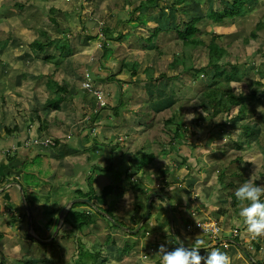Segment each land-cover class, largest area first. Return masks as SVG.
Listing matches in <instances>:
<instances>
[{"label": "rangeland", "instance_id": "374dc122", "mask_svg": "<svg viewBox=\"0 0 264 264\" xmlns=\"http://www.w3.org/2000/svg\"><path fill=\"white\" fill-rule=\"evenodd\" d=\"M33 1L0 0V66L2 78L5 82L6 89L11 94H15L18 89L19 75V96H22L24 93H30L31 83L29 81H21V75L30 70L29 74L32 75L33 81L38 83L41 74L52 70V63L47 64L42 59L37 58L38 50L41 51L42 55L46 53L44 59H47V53L51 50L50 43H53L54 40L57 39L59 41V47L65 42L70 43L71 47L67 48V44H65L62 51L64 54L67 51L72 54L67 58H57L56 62L58 64L55 67V73L57 75L55 78L70 90L71 95H67L66 101L62 102L58 109L48 112L46 116L49 130L51 126L52 130L57 131L56 135L62 133L63 136L66 135L68 128L73 126L75 130L68 137L63 138L61 145L56 146L57 156L51 159H42L40 156L33 157L32 152H29L26 159H23L19 152L20 155L15 160L16 166L12 167L14 171L11 174L13 175L15 173L19 175V171L23 173V176L19 177V187L21 186L23 189V195L19 191V198L21 200H25L31 195L26 191V188L32 187L35 193H37L35 195L37 201H35L38 203V207H40V202L43 199L48 210L57 202L56 217L52 222H55L56 226H64L66 212L70 207L69 204L71 203V205L76 207L77 204L75 203H77L78 198L66 195L64 187L61 192L62 196H59L58 194L60 192H58V188L60 187V183L65 184L69 180L74 182L72 177L77 178L80 174H83V169L89 170L94 179L98 176L108 178L112 185L115 177L122 172L121 170L127 166L130 159L140 154H154L156 159L152 167L155 179L160 180L164 176L176 177V171L174 169H165V165L167 163H175L174 158L176 159L177 156L175 155L176 157H173L172 153L163 144L160 138V131L154 129V125L157 123L154 122L157 112L165 105L168 106L176 100L171 102L170 95L159 98L162 91L167 90L170 85L167 83H154L157 78L154 73L158 70L156 66H152L147 71V75L138 70L141 77L139 78V82L133 86L132 92H127V97H131V100H127V97L123 98L128 108L121 112L120 117L109 120L106 117V112L102 116L106 118L100 119L97 117L95 119L94 125H97L98 128L91 129L90 127H84L86 122H80L78 115L84 113V107L87 105V101L90 100L88 94L95 96L96 89L94 87L85 88L83 86L88 94L84 90L82 91L78 87V82L73 78V75L74 73L79 75L83 73V70H88L89 67L92 70H88V72L95 71V73L101 75L102 71L98 69L97 63L87 65L85 61H104L100 49L104 42L103 39L97 41L95 44L90 43L92 47H89L85 45V43H88L87 36L99 33L105 27V24H109L107 21L108 18L110 19L109 22L114 21L117 24L120 18L118 16L119 13L122 14L121 18H124V22L127 19L124 14L127 13L130 15L131 20L134 21L137 16L134 13L137 12L135 7L138 4L147 3L149 0H105L100 4H98L97 0L84 15L78 14L74 10V8H77L74 4L82 0H35L37 5H31L30 3ZM178 1L181 2L182 0ZM211 2L212 0H197L194 7L188 9L187 19L189 24L193 26L192 31L205 44H213L218 36H221V44H226L231 41V34L238 32V35L233 38L232 44L224 52V56L229 58L233 68L226 64V60H223L222 65V68L230 77L235 73L232 79V85L234 86L235 93L238 95L239 89L247 91L256 79L261 78V76L254 74L256 70L250 64L259 59V56H257L258 52L264 53V0H259L248 14L235 17L230 21H208L205 14L210 9H216L214 5H210ZM12 4H14V8ZM50 5L54 8L57 6L68 7L69 11L66 15V21L73 22L74 30L80 29V33L85 37L79 41L71 38L66 39L47 19ZM95 9H97V12L92 16ZM129 10L130 12H128ZM104 11H108V14H105ZM164 20L165 17L162 16L160 21L162 22ZM259 21H262L263 27L258 30L255 38H250L248 42H245L243 36L250 35ZM60 22L63 23V21ZM19 26L27 28V31H23V39L19 37ZM126 26L129 30V22ZM154 27L153 23H149V29H153ZM164 28V25L160 27L159 36H157L156 40L150 41L149 38H146V41L151 47L154 44H159L160 46L168 44V41L165 40L164 33L166 32H164ZM208 29L212 32H208ZM129 33L130 37L128 39L118 41V47L122 46L125 51L124 55H115V62H118L119 65L123 62V58L134 50L132 45L134 37H132V32ZM32 37L35 38L37 44L26 45L20 51L19 42H26V40H30ZM5 40L11 43L18 54L21 53L19 65L7 53ZM33 47L35 48L32 50ZM194 58L195 61L208 62L207 48L205 46L196 47L194 50ZM115 62H110L112 70L115 69ZM164 63L166 64L167 62ZM85 65L87 66L86 68H84ZM163 68L164 65H161L160 69ZM124 74L126 75L127 72ZM42 78H45V76ZM69 78H71V81ZM144 81H148V83L141 84ZM262 81L264 83V76ZM181 82L185 83L183 86L185 88L182 93L183 96L192 98L194 95L200 94L209 83V80L204 76L193 79L191 75H184ZM112 85L116 86V83L113 82ZM152 92L153 96H151ZM52 96L54 97L55 95ZM192 100L190 99L188 102H184L187 108L189 107L188 115L195 114V119L187 121V124L190 125L191 132L189 135L191 136L188 137L186 145H192L198 139L202 140L204 144L200 149L194 147L191 150V154L194 156V159L190 162L193 170L183 169L178 174L180 182L166 186V195L162 194L167 199L170 197L169 199H171L174 207L179 202L183 203L184 210L181 209L183 212H180L176 207L179 213L172 217V221H174L173 227L175 230H180V234L186 237V239L194 237L201 238L204 242V249L200 251L201 256L206 257L210 251L214 250L213 247L217 245L220 251L226 252L230 259H232V264H252V261L245 257L248 256L245 249L241 246L238 247V243L236 242H230V239L226 237L232 235V231L233 234H236L238 228L245 227L244 240L249 243L246 246L252 249V245L250 244L252 238L248 234L247 228L239 215V209L235 212L230 201L231 193H235V190L245 180L251 179L256 185H264V112H259L256 117L252 118L245 113L246 109L244 107H247V103L242 100L239 107H231L229 112L226 113L228 116L220 115L211 120H204L200 112L195 110L198 105ZM249 102L264 103V86L263 88H257V91L251 96ZM228 105L225 104L226 107ZM219 106H222V104ZM129 107L133 110H138V114L135 115L132 113ZM191 110L193 112H190ZM217 125H220V128ZM32 128L33 131H36L35 126ZM90 131L95 132L97 138L90 134ZM219 131L225 134V140L224 137H220ZM125 133L130 135L125 143V146L130 148L126 151L123 147H120L110 153V150L120 146V143L117 138H114L113 140L116 144L111 145L112 142L103 138L120 136L124 139L123 135ZM55 139L58 138L55 137ZM50 140L52 142L53 138H50ZM2 141H4L3 135H0V144ZM79 141L81 148H79ZM240 143L241 145H239ZM3 152L4 150H0V169L4 166L2 164ZM238 158H241L243 161L241 163L234 162ZM39 161H42L43 164H38ZM247 164H249L248 170L245 168ZM201 166H204L205 170L194 174L193 172L197 171ZM159 167L165 170L164 175L163 173H159ZM4 168L3 170H5ZM39 171L40 175L37 174ZM57 172L61 179H58L56 176ZM90 172L87 173V176H83V182H88L87 177H91ZM32 176L40 179L41 183L35 185L28 184L26 182L28 178L30 182L36 181L35 178H31ZM123 176L124 173L121 175V179ZM45 195L48 196L44 198ZM80 199L92 203L94 206H90L92 211L106 219L104 221L102 218L99 224L103 228V232L107 233L103 237L102 235H98V232H95L87 235L89 238H85L81 237L82 235L74 227L65 225L63 228L66 229L63 230L71 231L66 232L70 247L69 249L60 250L59 259H55L53 264H77V259L74 256L76 249L71 243L77 246L83 245L86 249L85 254H93L94 250H91L92 247L89 248L90 243L94 242L91 244L92 246L98 242H105L106 244L102 246L100 257L95 254L93 255L97 259L96 264H162L161 257L156 255L159 246L163 244L170 250L177 246L176 237H170L166 231L160 232L153 228H145V224L151 215H156L155 212L163 207L168 209L164 201L158 200L154 203V208H152L151 200L147 199L143 203L141 213L134 211L136 214L134 221L136 220L138 223L135 229L140 227V233L144 231L150 235L149 237L139 239V233L137 238L130 240L106 216L108 215L118 222L120 219L118 216L121 217L122 212L125 214L135 208L137 204H142L139 191L130 189V187L124 189L120 186L118 188L114 185L112 190L105 195L107 204H99L101 208L91 201L88 196ZM154 201L156 200L154 199ZM262 202H264V196H262ZM197 204H204L207 210H203L201 206H196ZM194 207L199 211L194 212ZM2 210L3 205L0 203V235H5L4 237H0V249L2 248V243L15 232V223H11L9 217H2ZM48 210H44L41 215L42 219L46 220L47 223L52 220V211ZM78 210L86 211V209H75L74 211ZM160 215V219L163 220L165 211L161 209ZM26 216V222L23 221V223L19 218V224L21 225L19 227V243L21 240H28L32 243L31 240L25 237V234L35 241L38 240L35 234L26 226L31 214L26 213ZM141 216L143 217L139 220ZM145 216H147V219H145ZM190 217H193L191 220L196 219V222L184 226L183 221ZM168 219L170 218L168 217ZM123 221L128 224V228H131L127 219ZM170 224L171 222H169ZM108 232L113 237L112 242H108L106 239L109 238ZM58 235L59 233H56V236L41 240V242L51 243L54 239L56 241ZM239 235H242L241 231H239ZM257 240L263 246L262 251L264 253V237L257 238ZM114 242L118 244V253ZM182 243H188V241H183ZM124 246L131 247V251L127 254H122L120 250L122 251ZM185 246L190 247L189 245ZM236 247L237 249H235ZM25 248V245L19 246V256ZM147 248L150 249L149 253H146ZM29 254H31V251H29ZM104 259L106 261H103ZM258 259H262V254L255 256V260L257 261ZM0 260L7 264H29L27 261L30 264H40L38 259Z\"/></svg>", "mask_w": 264, "mask_h": 264}, {"label": "trees", "instance_id": "16d2710c", "mask_svg": "<svg viewBox=\"0 0 264 264\" xmlns=\"http://www.w3.org/2000/svg\"><path fill=\"white\" fill-rule=\"evenodd\" d=\"M97 0H82L81 2L78 1L74 4L75 7L74 10L76 13L84 15L88 12L89 8L93 6L96 3ZM105 0H98V4L102 3ZM108 1V0H106ZM259 0H212L210 5H214L216 7L215 10L208 11L207 14L208 17L206 19L208 21H224L225 17H238L248 14L252 11L253 7L258 3ZM195 3H197V0H182L181 2L178 0H149L147 3H141L138 4L135 9L137 12H134L137 16L134 21L131 20L130 15L127 13L126 16V22H124V18H119V22L117 24L113 22H109L110 19L108 18L107 21L109 24H105V27L101 29L99 32L100 39H103L104 43L101 45V52H102V59L99 60L101 64L107 63L111 57L113 51L118 47V41L120 40H126L130 37V33L132 32V37L138 36L146 41V38H149L150 41H154L157 39V36H159V30L160 27L164 25V35L165 40L168 41L167 45L160 46L159 44H154L152 50H149L145 56L144 61L149 63L151 53H159V57L162 60V64L164 65L163 69H160V66L156 67L158 70L154 75L157 77L154 81L155 84H163L167 83L170 86H168L167 90L162 91V93L159 95V98L166 97L170 95L171 103L170 105H165L159 112L156 114V119H154V122H157L154 125L155 130L160 131V138L163 142V144L167 147V149L172 153L175 163H167L165 165V169H174L176 171V177H166L164 176L160 180H156L153 176V167L152 164L154 160L156 159L154 154L150 155H137L133 159H130L128 161V164L125 168H123L114 179L113 186H118V183H120L122 180H125L129 183V187L131 189H135L136 191L140 192V195L144 196V199L142 200V204H137L135 208L132 210H129L126 212L124 217L118 216L120 219L117 222L120 226H124L129 230H134L136 225L138 224L136 220V214L134 211L141 213L143 210V203L145 200L149 199L152 193H158V194H165L166 195V186L168 185H174L180 182V179L178 177V174L183 169L193 170V167H191V160L194 159V156L191 154L192 148H202L204 142L200 139L196 140L192 145H186V142L188 140V137L191 135L190 132V125L187 124V106L184 104L185 101H189L190 99H193L192 101L197 100L198 107L195 109L196 111L200 112V115L203 116L204 120H211L212 118H215L220 115H224L229 112L231 107L238 106L241 103L242 100L246 101L247 107H244L246 109V114L252 116V102L250 101V98L252 95L255 94L257 91V88H263L264 83L262 81L264 76V53L258 52L259 59L256 61H253L252 64H250L256 71L254 74L261 76L260 79H256L252 86H250L247 91L240 90L239 94L237 95L234 90V86L232 85V79L234 78L235 73L232 74L230 77L228 73L224 71L222 68V63L224 58V52L228 46L232 44V40L234 38V35L231 34V41H229L226 44H221V36H218L213 44H205L203 41L199 40L198 37L195 35V33L192 31L193 26L189 24L187 19V13L188 9L193 8ZM149 4V5H148ZM19 6V5H18ZM69 11L68 7H61L57 6L54 8L52 5L49 7V15L47 19L50 21V23L53 25L54 28H56L59 32L62 34L74 33V24L73 22L66 21L67 12ZM97 12V9H95L92 13V16H94ZM105 14H108V11H104ZM130 12V10L128 11ZM162 16L165 17L164 21H160ZM105 18V17H103ZM60 21H63L60 22ZM80 21V19H79ZM78 21V23H79ZM129 22V30L126 24ZM149 23H153L155 26L153 29H149ZM104 25V24H103ZM263 27L262 21H259L255 27V29L250 33V35L245 36V42H248L250 38H255L257 36L258 30H260ZM208 31V30H207ZM209 32V31H208ZM99 39V40H100ZM57 42L55 41V48L58 50ZM30 44L36 45L37 41L35 38L32 40ZM27 44V45H30ZM65 46V45H64ZM63 46V47H64ZM198 46H205L208 51V62H201L200 60H196L194 58V50ZM67 48H70L71 45L67 44ZM35 47L32 48V50ZM31 50V51H32ZM70 54L69 51H67L64 56H68ZM125 51L122 46H119L118 49L115 50L114 55H124ZM97 55V53H96ZM129 56L126 55L124 57L128 58ZM226 63L233 67L228 62V58L226 57ZM144 68L142 69V72L148 71V66L146 63ZM164 62H167L166 64ZM137 57L134 55L130 57V60L128 64H124V61L119 65L122 67H128L130 74L123 76L121 79L116 81L115 77L113 79L116 81L117 88L112 89L111 91H105L104 95L100 97L99 92L96 90L95 96L92 95L93 100H90L89 103L84 107V113L78 115L79 121L82 123H85L86 127H90L91 129L94 128V122L97 117L100 119H104L106 117L109 118V120L116 119L120 117V114L123 110L128 108V105L124 103L123 98L127 97V92L133 90V86L136 85L137 82H139V78L141 77L140 74H138L137 69L135 68V64H137ZM143 63H139L140 66H143ZM102 70H105L109 73L108 69H103L102 66H99ZM146 74V73H145ZM147 75V74H146ZM184 75H191L193 79H198L200 76H204L206 79L209 80V83L205 86V88L200 92L199 95H194L192 98H187L183 96V92L185 88L183 87L185 83H182L181 80ZM73 78L76 79V81L81 84V88L84 90V85L88 84L89 87H96L98 89H101V87L105 86L107 89L110 90L109 86L107 85L108 79L107 77H104L100 74H92V76L88 75L86 77L79 76L78 74L74 73ZM152 79L151 77H148ZM107 79V80H106ZM137 79V80H136ZM104 83L101 84L100 81ZM150 82V81H149ZM174 82V83H173ZM148 81L141 82V84H146ZM48 86L47 94L46 95H38V98L43 103V106L46 109L49 110H56L60 107L61 103L66 101L67 95H71V92L69 89H67L65 86H59L58 81L55 78V75L51 76L50 80L45 84ZM56 89L58 94H61L62 96L57 97L54 99L52 97L53 91ZM86 92V90H84ZM87 93V92H86ZM88 94V93H87ZM133 95V94H132ZM131 95V96H132ZM151 96H153V92L151 93ZM101 98L103 100V104H101ZM127 100H131V97H127ZM222 104V106H219ZM225 104H229L228 107L225 106ZM130 108V107H129ZM92 111V112H91ZM130 111L134 113L135 115L138 114V110H133L130 108ZM107 112L106 117H102ZM193 112V111H192ZM196 124H198L196 122ZM47 126L46 121H43L41 124V129H45ZM218 128H220V125H217ZM75 130V127L69 128V134H72ZM220 132V137H224V133L222 131ZM91 134V131H90ZM112 138V142H115ZM118 139V138H117ZM119 140V139H118ZM241 145V143L239 144ZM8 153L3 152V155H7ZM19 152L17 153V158L19 157ZM176 155V156H175ZM196 158V157H195ZM26 159V158H25ZM243 160L241 158H238L236 163H241ZM246 170L249 168V164L245 166ZM204 166L199 167L197 171H194V174H198L199 172L204 171ZM159 173L165 174V170L162 168H158ZM124 173L123 178L121 179V175ZM23 176L22 171H19V175H14L13 178L19 180V177ZM16 182V181H15ZM1 184H4L3 181H0ZM64 187L65 194H70L72 191L69 189V187L65 184L60 183L59 190L62 191ZM1 188V185H0ZM33 194V195H32ZM36 193H31L29 195V200L31 201H37ZM88 197L92 200V196H95L93 192L91 191V186L89 184V193L87 194ZM168 201L170 203L171 207V213L174 215H178L177 209H179L180 212H183L184 206L182 202H179L176 207L171 202V199ZM142 199V196H141ZM154 199L156 201H154ZM158 200L166 201L164 198L160 197H154L151 200L152 208H154V203H156ZM179 200V198H178ZM262 200V197H261ZM35 201V202H36ZM44 199L40 202V207L36 206L38 208L37 213L40 214V217L44 210H48L46 205L44 204ZM10 203V198L6 195V202ZM77 204V203H76ZM167 204V203H166ZM231 206L234 208L235 212L238 211V205L236 202L235 193H231ZM76 206V205H75ZM77 206H86L88 207V211L78 210L73 211L70 210L67 212L65 216V225L72 226L76 230L79 231L80 234L83 236L93 234L95 232H98V235H102L104 237V234L107 232H103V228H101L100 224L101 217L96 212H93L91 207H89L86 204H77ZM196 206H201L203 210H207L205 208L204 204H197ZM28 208L30 211H32L31 205L28 204ZM156 209V208H155ZM165 211L164 219H160V211ZM156 211V215H151L146 224L145 228H153L156 231L164 232L166 231L170 237H179L180 242H186L184 245H189L190 247L193 246V242L195 239H200L199 237L189 238L186 239V237L182 236L180 234V230H175L173 227L174 221L172 223V226L169 225L170 219L169 217V211L166 209V207H163ZM182 209V210H181ZM49 211V210H48ZM194 212L199 211L196 207L193 208ZM189 213V212H186ZM127 217H130V225L131 228H128V224L124 223V219ZM143 216L139 217V220ZM38 217L36 215H33L32 223L34 224L36 219ZM193 217H190L189 219H186L183 221V225L187 226L188 224H192L196 222V219L191 220ZM25 219V218H24ZM23 221L26 222V219ZM105 221L106 219L103 218ZM49 221L46 223V227L52 226L53 230L49 232V237L54 235V228L56 223ZM177 221V220H175ZM202 222V221H200ZM103 224V223H102ZM152 224V226H150ZM62 226V228L64 227ZM158 226V227H157ZM35 227V225H34ZM159 229L157 230L156 229ZM114 228H116L114 226ZM36 229V228H35ZM66 229V228H63ZM60 229L57 231L59 233L57 240L55 239L51 243H41L42 239H38L35 241L34 239H31L28 235L25 234V237L32 241L31 249L34 251H39L40 253H43V258L38 259L42 262V264L49 263L53 264L55 262V259H58L60 255V250L69 249L70 243L68 244V235L66 232H71L68 230ZM234 229V227H233ZM245 227H240L236 230V234L229 235L228 239L231 242L238 243V247L241 246L245 249L246 253H248V256H245L247 259L251 260L254 264H264V253H263V246L260 244V242L257 239H252L250 241V244L252 245V249H249V246H246L247 243L244 240V233H245ZM121 230V229H120ZM92 231V232H91ZM122 233L128 237V239L132 240L137 238L139 235V239L149 237V233L140 231L136 234H130L127 233L125 230H121ZM239 231L242 232V235H239ZM111 232V230H110ZM110 232H108L109 238H106L108 242L113 240V237L110 235ZM140 233V234H139ZM139 234V235H138ZM5 235H0V237H4ZM56 236V234H55ZM229 242V243H230ZM94 242H91L89 245V248L92 247L91 250L93 251V254L86 253L85 246L80 245L77 246L73 243V247H75L76 252L74 253L76 263L77 264H96V258L93 256L94 254L100 257V254L102 252V246L105 245V242H98L97 244H94L91 246V244ZM175 243V242H173ZM98 244H100L98 246ZM117 253L119 252L118 244L117 242H114ZM96 246V247H95ZM95 247V248H94ZM201 249H204V245L202 244ZM249 247V248H248ZM213 249H218L217 245L213 247ZM237 249V247L235 248ZM73 250V249H72ZM131 251V247L124 246L122 254H127ZM201 251V250H200ZM150 252V249H146V253ZM257 254H262V259L260 261L255 260V256ZM231 264H232V259ZM103 261H106L104 259ZM29 264L30 262L27 261ZM4 263V261H2ZM16 264V263H11ZM20 264V263H19ZM41 264V263H40ZM160 264V263H159Z\"/></svg>", "mask_w": 264, "mask_h": 264}, {"label": "crops", "instance_id": "0c3cea01", "mask_svg": "<svg viewBox=\"0 0 264 264\" xmlns=\"http://www.w3.org/2000/svg\"><path fill=\"white\" fill-rule=\"evenodd\" d=\"M14 4H12L13 8H14ZM30 4L31 5H37L35 3V0ZM121 15H122L121 13L118 14V16L120 18H121ZM205 17H208V15H205ZM234 18L235 17H225L224 19H225V21H230V20H233ZM210 21H212V20H210ZM23 31H27V28L19 26V37L22 39H23ZM208 31L212 32L209 29H208ZM80 32H81L80 29H76V30H74L73 34L66 32L65 34H63V36L66 39L71 38L73 40L79 41L85 37ZM99 34L100 33H95L93 35L87 36L88 43H85V45L92 47L90 43L95 44V43H97V41H100L101 39L99 37ZM233 35H234V37L237 36L238 32L233 34ZM33 39L34 38L32 37L30 40H26V42H19V50L21 51L22 49H24V47L27 44H30ZM243 39L245 41V36H243ZM55 41H58V40L56 39V40H54L53 43H50L51 50H50V52L47 53V59H44V57H46V53L42 55L40 50H38V56H37L38 59H42L47 64L52 63V70L48 71L46 73H43V74L40 73L41 76H40L38 83L33 81L32 75L29 74L30 70L21 75V81H29L31 83L30 84V90H31L30 93H24L22 96H19V75H18V89L15 92V94H11L5 87V82L2 78V71H1V66H0V135H3V139H4V141H2V143L0 144V150H5L8 153L7 155H3L2 164L4 166H2V168L0 169V181L4 182V184L0 183V185H1L0 191L5 192L4 195H6V193L9 194V197H10V203H3V210L1 212V214H2V217H9L10 218L9 220L11 221V223H15V232L12 235H10L6 239V241H4L2 243V248L0 249V259H42L43 258V253H40L39 251H34L31 249L32 243L30 241L21 240V242L19 243V227L21 226L19 224V218L21 220H22V217H23V219L27 218L26 213L31 214V218H30L31 225H30L29 229L35 234L37 239L40 240L43 238L45 240L47 238H50L49 232H51L53 230L52 226H48V227L45 226L47 222H46V220L42 219V217H40L39 213H37L38 208L36 206L35 201L29 200V196L27 199L24 198L25 200H21L19 198V191L21 192V195H23L22 194L23 189L21 188V186L19 187V180L13 178V176L16 174L14 173L12 175L11 173L14 171L12 167L16 166L15 160L17 159V153L18 152H20L23 159H25L28 156L29 152L33 153V157L40 156V158H42V159H51V158L57 156L56 155L57 154L56 153V146L61 145L63 138H66L70 135L69 134V128L67 131L68 135L66 134L64 136H63V133L60 135H56L57 131L52 130L51 126H50V130H49L48 119H47L46 115L51 110L46 109L43 106V103L38 98V95H46L47 94V90L49 88L45 84L50 80L51 76L57 75L55 73V67L58 64L56 62L57 58L58 57L67 58V57H70L72 54V53H70L68 56H64V53L62 51L63 46L65 44H70V43L65 42L62 44L61 47H59L58 46L59 41H58L57 42L58 50H56ZM5 45H6L7 53H9L17 61L18 65H19V58H21V53L18 54L17 50L11 45L10 42H8V41L6 42V40H5ZM132 45H133L134 50L129 53L128 58H125V59L123 58L122 61H124V64H128L130 57L135 55L137 57V61H138V63L135 64V68L137 69V71L140 70L141 73H147V72H142V69L145 66V64L143 63L144 56L149 50H152L155 45L153 47H151L142 38H140L138 36H135L133 38ZM81 50H82V48H81ZM115 50L112 53L111 59L107 63L101 64L99 62V60L89 61V62H87V60L85 61L87 65H93L94 63H97L98 69H100L102 71L101 75L104 77H107V79H108L107 85L109 86L110 90L107 89L105 86L101 87V89L94 87L101 94V97L104 95L105 91H111L112 89L117 88V86H113L112 83L113 82L116 83V81H118L123 76H125L124 73L127 72L126 75L130 74L128 67L119 66L118 62H115V55H114ZM162 58L163 57H161V59H160L159 53L153 52V53H151L150 62L149 63H147L145 61L144 62L148 66L147 67L148 70H150L152 66H156V67L160 66L162 64V62H161ZM90 59L92 60V58H90ZM225 59H226V57L224 58V60ZM111 61L115 62V69L114 70H112V68L110 67ZM228 62L230 63L229 58H228ZM139 63H143V66H140ZM99 66H102L103 69H108L109 73L107 71L105 72V70H102ZM228 66H230V65H228ZM86 67L87 66L85 65L84 68H86ZM230 67L233 68L232 66H230ZM88 70L91 71L92 68L89 67ZM88 70H83V73H81L79 75L86 77L88 75L92 76V74H97V73H95V71L88 72ZM138 74H139V72H138ZM43 76H45V78H42ZM113 77H115V79H117V80L115 81L113 79ZM36 78H37V76H36ZM100 83L104 85L103 82L100 81ZM58 85L64 86L62 83H59V81H58ZM77 85H79L78 87L83 91V89L81 88V84L78 83ZM52 95H55L54 97L52 96L54 99H56L59 96H62L61 94L57 93L56 89H54ZM88 96L90 97V100H93L92 95L88 94ZM90 100H88L87 103H89ZM194 102L198 103L197 100H195ZM259 107H264V103H252V111H253L252 116H251L252 118L256 117L258 115L259 111L257 109ZM186 111L188 114L189 113V107L187 108ZM190 112H192V110ZM32 113H33V115H32ZM223 116H228V114H224ZM43 121H46L47 126L45 129L42 130L41 124ZM33 126L36 127V131H33V128H32ZM84 127H86V125ZM94 128L95 129L98 128L97 125H94ZM91 134L94 135L95 138H97L95 135V132L91 131ZM129 136L130 135L128 133H125L123 135L124 139H122L120 136L104 137L103 139H108L110 142H112V138H118L119 139L118 142L120 143V146H117L116 148L111 149L110 150V153H111L113 150L119 149L120 147H123L127 151L128 148H130V147L125 146V143H126L127 138ZM55 137L58 139H55ZM50 138H53V140H52L53 143H51L50 146H46V144H43L45 140L50 139ZM113 144H116V142H112L111 145H113ZM111 145H107V146H111ZM79 148H81L80 141H79ZM47 150H49V151L47 152ZM38 164H43V162L39 161ZM65 164H67V163H65ZM3 167H5L4 168L5 170H3ZM88 172H90V171L83 169V174H80L77 178L72 177L74 182L72 180H69L68 182L65 183L69 187V189L72 191V193L66 194V195H70L72 197L78 198L77 204H86L85 200L80 199V198L88 196L86 194L89 193V184H90L91 191L95 195V196H92L93 199L95 198L94 200H96V198H97V200L99 201L100 204L106 205L107 202L105 199V195L112 190L114 183H112V185H111V182L109 181V179L104 177V176H98L94 179L91 172H90L91 177H87L88 182H86V181L83 182V176L84 175L87 176ZM37 174L40 175V171ZM56 176L58 177V179H61L58 172L56 173ZM31 178H35L36 181L30 182L29 178H28L26 181L28 184L35 185V184L41 183L40 179L33 177V176ZM14 181H16V183H14ZM81 183H82V185H81ZM61 184H63V183H61ZM26 191L29 194L35 193V191L32 187L26 188ZM58 192H60V194H58V195L62 196V194H61L62 191L59 190V188H58ZM55 194H57V192H55ZM47 196L48 195H45L44 198ZM99 196H101L102 198ZM56 203L57 202H55L54 205ZM28 204L31 205L32 211L29 210ZM54 205L49 210V211H52V219H54L56 217V207ZM69 206L70 207L68 208L67 212L72 210L71 203L69 204ZM78 207H80V206H78ZM67 212H66V214H67ZM123 213L124 212H122V215H121L122 217H124ZM33 215H36L38 217L34 224L32 223ZM126 219L128 221H130L131 218L127 217ZM28 222H29V219H28ZM64 224H65V221H64ZM34 225H35V227H34ZM26 226H28V224ZM60 229H63L61 225L60 226L55 225L54 235L51 237H54L55 234L57 233V231H59ZM81 237L89 238V236H87V234H86V236L82 235ZM41 243H43V242H41ZM22 245H25L26 248L21 252V254L19 256L18 249H19V246H22ZM29 251H31V254H29ZM58 259H59V257H58ZM260 260L261 259H258L257 261H260ZM40 263L42 264L41 261H40ZM0 264H7V263H2V260H0ZM47 264H49V263H47Z\"/></svg>", "mask_w": 264, "mask_h": 264}, {"label": "clouds", "instance_id": "9594fccd", "mask_svg": "<svg viewBox=\"0 0 264 264\" xmlns=\"http://www.w3.org/2000/svg\"><path fill=\"white\" fill-rule=\"evenodd\" d=\"M145 42L149 44L147 41ZM69 80L71 81V78H69ZM84 87L87 88L89 87V85L85 84ZM257 110L259 112H264V107H259ZM186 117L188 121H191L195 119V114H189V115H186ZM225 138L226 136L224 137V140ZM46 141L53 143L51 142L50 139H47L44 141L43 144H46ZM50 145L51 144L46 145V146H50ZM4 152L6 151L4 150ZM14 183L16 182L14 181ZM118 186H121L122 188L126 189L129 187V183L126 182L125 180H122L120 183H118ZM4 194L5 192L0 191L1 205H3V203L6 202V195L9 197V194L7 193L6 195ZM155 194H158V193H155ZM141 196L143 200L144 196L142 195V193H141ZM262 196H264V185H256L252 182L251 179L245 180L235 190V197H236V202L239 208V215L242 218L243 223L245 224L247 228V232L252 239L264 237V202H262L261 200ZM91 201H93L94 203L97 204L98 207H100L99 206L100 203L97 200V198H96V201L93 198ZM57 205L58 204L56 203L54 206L57 207ZM75 209H86V211L89 210L88 207L86 206L74 207L72 205V210L74 211ZM110 218L114 222H116L112 217ZM201 229L203 230L202 227ZM203 243L204 242L202 240L195 239L193 242V246L186 247L182 242H180V238L177 237L176 247L170 250L168 247L161 244L159 246V249L156 255H159L161 257L162 264H231L230 257L227 255V253L222 252L219 249L210 251L206 257L201 256L200 246Z\"/></svg>", "mask_w": 264, "mask_h": 264}, {"label": "water", "instance_id": "95a60500", "mask_svg": "<svg viewBox=\"0 0 264 264\" xmlns=\"http://www.w3.org/2000/svg\"><path fill=\"white\" fill-rule=\"evenodd\" d=\"M154 197H160V198H164V200L166 201V203H167V208H168V211L170 212L169 213V218H170V222H171V226H172V223H173V221H172V217H173V214L171 213V207H170V203H169V201H168V199L167 198H165V197H163V195H161V194H152L151 196H150V200L151 199H153ZM85 203L86 204H88L89 206H91V207H94L93 205H92V203H90V202H88L87 200H85ZM106 217H108L119 229H123V230H126V232L127 233H130V234H136V233H138V231H139V228L140 227H138V228H136L135 230H129V229H127V228H124V227H121L118 223H116V222H114L108 215L106 216ZM30 216H29V222H28V228L30 227V225H31V222H30ZM145 219H147V216H145ZM142 225V224H141ZM29 234H30V232H29Z\"/></svg>", "mask_w": 264, "mask_h": 264}, {"label": "built area", "instance_id": "2783aa9c", "mask_svg": "<svg viewBox=\"0 0 264 264\" xmlns=\"http://www.w3.org/2000/svg\"><path fill=\"white\" fill-rule=\"evenodd\" d=\"M99 95H100V97H101V94L99 93ZM101 104H103V100H102V98H101ZM49 144H51L49 141H46V145H49Z\"/></svg>", "mask_w": 264, "mask_h": 264}, {"label": "flooded vegetation", "instance_id": "af4514ba", "mask_svg": "<svg viewBox=\"0 0 264 264\" xmlns=\"http://www.w3.org/2000/svg\"><path fill=\"white\" fill-rule=\"evenodd\" d=\"M101 208V207H100ZM252 264H253V262H252Z\"/></svg>", "mask_w": 264, "mask_h": 264}]
</instances>
